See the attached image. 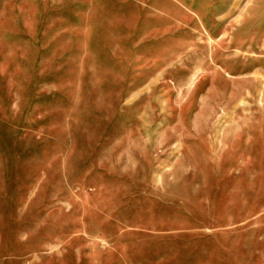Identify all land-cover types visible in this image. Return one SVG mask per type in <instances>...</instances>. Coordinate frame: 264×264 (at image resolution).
Segmentation results:
<instances>
[{
	"label": "rangeland",
	"instance_id": "obj_1",
	"mask_svg": "<svg viewBox=\"0 0 264 264\" xmlns=\"http://www.w3.org/2000/svg\"><path fill=\"white\" fill-rule=\"evenodd\" d=\"M0 264H264V0H0Z\"/></svg>",
	"mask_w": 264,
	"mask_h": 264
}]
</instances>
